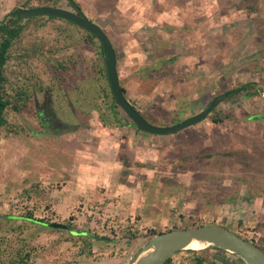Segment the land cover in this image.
<instances>
[{
	"label": "rangeland",
	"instance_id": "rangeland-1",
	"mask_svg": "<svg viewBox=\"0 0 264 264\" xmlns=\"http://www.w3.org/2000/svg\"><path fill=\"white\" fill-rule=\"evenodd\" d=\"M75 1L110 36L130 102L155 125L200 112L222 88H252L223 103L236 120L206 118L170 134L138 130L128 117L121 126H105L92 107L101 103L107 111L98 46L82 42L86 32L60 19L30 26L23 44L45 52L11 59L9 88L40 79L54 90L32 85L27 106L10 110L17 132L0 133V238L5 235L12 251L24 239L31 252L26 264H127L151 229L198 221L263 236L264 0ZM25 2L0 0V19ZM60 6L74 9L68 0ZM73 35L79 42L60 49ZM75 45L78 65L60 89L62 72L52 65ZM44 105H51L58 128L41 126ZM29 210L36 219L71 222L75 230L113 242L71 237L68 230L23 219ZM182 251L173 264H192V255ZM238 258L226 250L212 253L216 264H244Z\"/></svg>",
	"mask_w": 264,
	"mask_h": 264
},
{
	"label": "trees",
	"instance_id": "trees-1",
	"mask_svg": "<svg viewBox=\"0 0 264 264\" xmlns=\"http://www.w3.org/2000/svg\"><path fill=\"white\" fill-rule=\"evenodd\" d=\"M33 0H26L24 3L25 8H32V7H37V6H32ZM44 2L43 5H50V6H60V0H42ZM69 4L73 7L72 3L70 0ZM31 5V6H30ZM79 6V5H78ZM80 7V6H79ZM81 8V7H80ZM55 19H60L62 20L65 24L67 25H75L80 29H83L79 27L78 25L74 24L72 21L64 19V18H57L54 16H37V17H31L24 19L20 15H14L12 13H7L4 18L0 19V133L4 129L10 131L14 130L15 132L16 129H13L12 123H10L9 119V114L10 110H15L17 112H21L22 108L26 107L28 104V101L32 98L34 95L31 86L34 85V87L37 88V90L40 91H45L48 90L53 91L54 86L52 85L51 87L47 84H42L41 80L38 79L36 83L27 85V86H17L16 88H13V91L10 90L9 88V77L7 74L8 71V65L13 58H17L22 61H27L29 57H32L33 55H37L40 52H45L42 48L39 46L33 44L29 47H25V44H23L24 38L27 34L28 29L30 26H35V27H40L47 25L51 20ZM84 32H86V36L83 37L82 42H85L86 44L88 43L89 46L92 45H97L98 49L102 55L101 60L99 62H96L95 64L97 65V71H98V80L100 81V87L102 90L103 94V101L106 104L107 111L102 110V104L101 103H92V107L94 110H97L99 113L100 120L102 121L103 125L105 126H121L123 125L122 123V118H126L127 121L131 120L129 116L124 113H121V107L119 106L118 102L116 101L113 92L110 87V83L108 80L107 76V68H106V63H105V51L102 48V44L100 40L97 38V36L90 31H87L83 29ZM70 37L67 39V42L65 45L60 47V49H67L70 47L71 43H74L75 41L79 42V39H76L77 37L73 36H68ZM76 39V40H75ZM70 43V44H69ZM65 46V47H64ZM75 50L72 51V53L62 59H60L58 65L52 67H55L56 70L62 72L60 75V89L64 87V84L67 83L68 81V75L67 72L71 70H75V68L78 65V58H77V46L75 45ZM116 48V47H115ZM15 50H17V53H15ZM117 52V58L118 56V51ZM79 52L78 54H80ZM172 61L175 62V58H172ZM118 66V64H117ZM107 81V86L105 85V81ZM120 83L122 86V90L125 93L126 97L127 92L126 88L122 85V81L120 79ZM252 83H247L241 86V89L238 90L239 87L233 88L236 89L232 94H230L228 97L222 99L219 101L216 107L213 108V110L209 113L207 116V119L209 118L212 120L214 123H220V122H225V121H231V120H236V116L234 115L232 110H227L223 108V103L228 101L230 98H233L237 96L238 94H241L244 91H247L248 88H252ZM230 88H222L220 89L221 93H224L226 90ZM220 93V94H221ZM217 95H211L210 101L207 102L205 105V108L210 104V102L216 97ZM44 109L41 110L40 116L46 115L50 117H55V112L52 110L51 105L46 106L44 105ZM204 108V109H205ZM85 111L90 113V109H86ZM62 120H60V125ZM41 124V123H40ZM131 124H134L136 127L135 123L131 120ZM137 128V127H136ZM139 130V129H138ZM42 132V131H41ZM146 132V131H144ZM26 193L28 190L25 191ZM37 193H40L39 190H36ZM28 197L31 198V195H27ZM13 215L9 214L7 215V218H12ZM23 219L27 220H34L36 222H49L46 219H36L33 215L32 211H26L20 215ZM239 226H242V219H239ZM67 224L72 225L71 222H68ZM202 224H211L210 222H198L194 221L191 224L183 226V228L187 227H194ZM225 226H227L225 223H220ZM231 228V226H227ZM22 227L15 228L13 229H21ZM174 228H181L177 225H172L169 229H174ZM232 229V228H231ZM234 231H236L238 234L243 236L244 238H247L254 242L256 245L260 246L264 250V235L259 236V237H254V235H247L248 229H243V228H234ZM162 232L161 230H156V229H151L148 233L149 239L155 236L156 234ZM134 234L132 233V237H134ZM71 237H74L75 234L70 232ZM77 236V235H76ZM79 238L81 239H88L90 236L84 235V234H79ZM110 238V237H108ZM6 237L5 235H2L0 238V264H26L28 260L31 258V252L27 250V243L23 239L21 240L22 245L20 248H17L16 250L13 249V251L10 249V245L8 241H5ZM107 241V240H106ZM108 242V241H107ZM216 250H221L224 251L223 249L220 248H214V247H206L200 250H195V249H188V250H183L182 252L189 253L192 255V264H216V261L212 259V253ZM90 251V250H89ZM179 252V251H178ZM181 252V250H180ZM177 253V252H176ZM175 255V254H174ZM174 255L169 257L163 264H173V258ZM11 256V257H10ZM238 260L242 261L241 258H238ZM245 264V263H244Z\"/></svg>",
	"mask_w": 264,
	"mask_h": 264
},
{
	"label": "water",
	"instance_id": "water-1",
	"mask_svg": "<svg viewBox=\"0 0 264 264\" xmlns=\"http://www.w3.org/2000/svg\"><path fill=\"white\" fill-rule=\"evenodd\" d=\"M70 1L74 9H68L63 6L42 5L32 8L20 7L11 13L20 15L24 19L37 16L64 18L95 34L105 51L107 76L113 95L121 109L129 116L133 123H135L138 129L155 134H170L177 132L206 119L220 100L228 97L236 90L230 89L219 94L205 109L187 117L177 124L171 126H158L151 123L141 111L129 101L122 90L117 66V52L110 36L98 23L90 19L81 10L75 0ZM240 89L241 87L238 88V90ZM261 117H263V115ZM68 128L75 130L77 126L72 125L68 126ZM44 224L52 228L67 227V225L60 222H44ZM72 233L92 236L103 241L110 240L106 236L89 231L74 229ZM194 240L200 243H206V247L220 248L233 253L241 258L245 264H264V250L260 246L220 223L202 224L194 227L174 228L162 231L150 238L147 243L134 254L127 264H163L176 252L191 249L188 246Z\"/></svg>",
	"mask_w": 264,
	"mask_h": 264
},
{
	"label": "flooded vegetation",
	"instance_id": "flooded-vegetation-1",
	"mask_svg": "<svg viewBox=\"0 0 264 264\" xmlns=\"http://www.w3.org/2000/svg\"><path fill=\"white\" fill-rule=\"evenodd\" d=\"M129 99V98H128ZM130 101V100H129ZM39 115V120H40V123H41V126L43 127V129L45 130V127H44V124L47 123L48 125L50 126H56V128H58L59 126V123L57 120L54 119V117H50L48 115H46V117L43 115L42 118L40 116V113L38 114ZM64 225H67V227H61V228H58V229H64V230H68L69 232H72L73 227L67 223H63ZM76 235H79V234H76ZM92 237V236H91ZM94 238V237H93ZM96 239V238H95ZM110 240H107L108 242H113V239L112 238H109ZM100 240V239H99ZM103 241V240H101Z\"/></svg>",
	"mask_w": 264,
	"mask_h": 264
},
{
	"label": "bare ground",
	"instance_id": "bare-ground-1",
	"mask_svg": "<svg viewBox=\"0 0 264 264\" xmlns=\"http://www.w3.org/2000/svg\"><path fill=\"white\" fill-rule=\"evenodd\" d=\"M207 244L206 243H200L197 240H194L190 243V245L188 246L191 249H195V250H200L203 249L204 247H206Z\"/></svg>",
	"mask_w": 264,
	"mask_h": 264
}]
</instances>
